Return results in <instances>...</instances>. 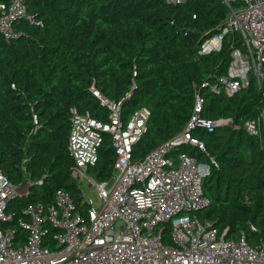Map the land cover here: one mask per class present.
<instances>
[{"label": "trees", "instance_id": "1", "mask_svg": "<svg viewBox=\"0 0 264 264\" xmlns=\"http://www.w3.org/2000/svg\"><path fill=\"white\" fill-rule=\"evenodd\" d=\"M26 3L34 22L18 20V35L10 42L0 36V169L17 186L33 183L29 195L13 200L11 208L22 214L31 202L51 204L63 189L86 210L68 143L72 110L109 122L93 85L122 103L125 123L136 111L150 110L132 146V162L184 131L200 92L202 117L231 122L192 130L206 151L182 148L211 166L204 180L211 202L196 214L221 231L227 228L228 238L245 233L250 244L264 241V139L245 127L247 120L260 119L264 129V93L253 83L232 96L211 90L227 73L229 39L220 51L198 53L226 21L227 5L222 0ZM115 159L111 134L105 133L89 173L110 178Z\"/></svg>", "mask_w": 264, "mask_h": 264}, {"label": "built area", "instance_id": "2", "mask_svg": "<svg viewBox=\"0 0 264 264\" xmlns=\"http://www.w3.org/2000/svg\"><path fill=\"white\" fill-rule=\"evenodd\" d=\"M164 1L180 5L192 0ZM222 1L229 9L227 19L198 50L217 52L230 42L227 73L211 90L232 96L253 83L264 93V0ZM24 18L34 22L26 0L0 2V36L10 42L18 35L15 23ZM91 91L107 108L109 122L72 110L68 143L72 176L86 210L58 189L53 203L31 202L17 214L11 203L29 195L33 183L17 186L0 169V264H264L262 239L250 244L245 233L228 238L227 228L221 231L196 214L211 202L204 192L211 166L182 148L195 145L206 151L192 130H212L230 119L202 117L204 97L196 92L184 131L132 162V146L150 110L136 111L125 123L121 102L105 97L95 85ZM260 123L250 119L245 127L263 140ZM105 133L111 134L116 159L111 177L99 180L89 168L98 161ZM83 180L93 195L86 194Z\"/></svg>", "mask_w": 264, "mask_h": 264}, {"label": "rangeland", "instance_id": "3", "mask_svg": "<svg viewBox=\"0 0 264 264\" xmlns=\"http://www.w3.org/2000/svg\"><path fill=\"white\" fill-rule=\"evenodd\" d=\"M82 185H83L84 190H85V192H86L87 195H89V194L90 195L91 194L93 195V188L88 185V183H87L86 180H83L82 181Z\"/></svg>", "mask_w": 264, "mask_h": 264}]
</instances>
